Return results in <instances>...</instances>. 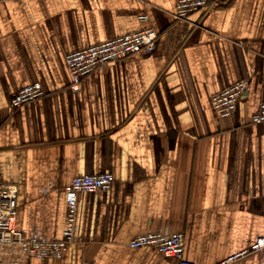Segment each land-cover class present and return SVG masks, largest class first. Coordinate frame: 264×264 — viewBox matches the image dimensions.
<instances>
[{
  "label": "crops",
  "instance_id": "1",
  "mask_svg": "<svg viewBox=\"0 0 264 264\" xmlns=\"http://www.w3.org/2000/svg\"><path fill=\"white\" fill-rule=\"evenodd\" d=\"M176 0H0V181L18 186L17 224L61 235L65 186L111 172L106 191H80L76 234L57 264H178L149 230L184 231L186 258L213 264L264 235V0H222L173 18ZM153 50L110 62L70 89L68 51L144 27ZM247 79L231 117L211 95ZM40 82L46 94L12 107ZM25 264H42L30 258ZM230 264H264V249Z\"/></svg>",
  "mask_w": 264,
  "mask_h": 264
},
{
  "label": "built area",
  "instance_id": "2",
  "mask_svg": "<svg viewBox=\"0 0 264 264\" xmlns=\"http://www.w3.org/2000/svg\"><path fill=\"white\" fill-rule=\"evenodd\" d=\"M222 0H176L172 13L178 25L193 24L191 15L219 5ZM159 32L151 26L121 34L117 37L68 51L65 60L69 68L70 89L78 91L90 73L104 64L125 59L140 51L153 50ZM249 88V81L241 79L211 95L212 107L221 117H231L237 101ZM46 90L40 82L26 84L16 90L10 99L12 107L40 98ZM250 122H264V100L250 115ZM111 172L83 173L74 176L65 186L66 222L61 235L50 236L38 230L28 231L17 224L18 186L13 182L0 181V264H25L30 258H38L42 264H57L70 243L80 237L76 234L77 197L80 191H106L112 185ZM132 247L151 245L167 256L178 259V264H196L185 257V232L149 230L136 234L129 241ZM264 249V235L256 237L249 248L236 251L213 264H230L251 252ZM81 264H95L94 259L82 260Z\"/></svg>",
  "mask_w": 264,
  "mask_h": 264
}]
</instances>
